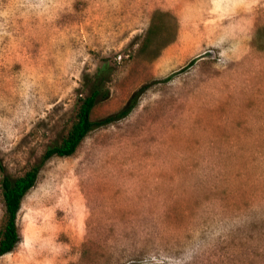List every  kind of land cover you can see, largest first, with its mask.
I'll return each instance as SVG.
<instances>
[{
  "label": "rangeland",
  "instance_id": "rangeland-1",
  "mask_svg": "<svg viewBox=\"0 0 264 264\" xmlns=\"http://www.w3.org/2000/svg\"><path fill=\"white\" fill-rule=\"evenodd\" d=\"M106 58L94 118L139 104L46 162L0 264H264V0H0L8 174L61 142Z\"/></svg>",
  "mask_w": 264,
  "mask_h": 264
},
{
  "label": "trees",
  "instance_id": "trees-1",
  "mask_svg": "<svg viewBox=\"0 0 264 264\" xmlns=\"http://www.w3.org/2000/svg\"><path fill=\"white\" fill-rule=\"evenodd\" d=\"M162 14L163 12L159 13V15ZM157 27L156 24L151 25L141 49L150 45L151 36ZM116 70L115 63L106 58L103 59L96 72L85 73L83 82L77 90L78 96L74 107V117L67 133L60 143L49 146L39 162L32 165L24 174L20 176L8 174L0 159V172L3 174L1 187L6 207L0 227V257L11 252L20 242L21 234L18 225V214L25 196L36 185L40 171L46 162L53 157L72 156L94 129L126 118L139 104L140 97L146 90V86L135 91L128 102L117 112L99 119L94 118L93 111L98 102L108 98L110 95L108 83L112 80Z\"/></svg>",
  "mask_w": 264,
  "mask_h": 264
}]
</instances>
